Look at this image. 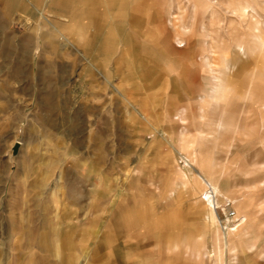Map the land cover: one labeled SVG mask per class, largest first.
<instances>
[{
  "label": "rangeland",
  "instance_id": "rangeland-1",
  "mask_svg": "<svg viewBox=\"0 0 264 264\" xmlns=\"http://www.w3.org/2000/svg\"><path fill=\"white\" fill-rule=\"evenodd\" d=\"M52 1L0 0V264H264V0Z\"/></svg>",
  "mask_w": 264,
  "mask_h": 264
},
{
  "label": "crops",
  "instance_id": "crops-1",
  "mask_svg": "<svg viewBox=\"0 0 264 264\" xmlns=\"http://www.w3.org/2000/svg\"><path fill=\"white\" fill-rule=\"evenodd\" d=\"M55 1L56 0H53L52 2H55ZM213 60H215V58H213ZM228 60L229 59H221V60H219V63L221 61V64H223L221 66H224L226 63H228ZM233 63H234V65L237 66V71L239 74L241 72L245 71L246 69H248V67L253 64L255 67V70H256L254 72V75H256L255 78L259 82H261V81L264 82V71L260 70V69H264V57H262L261 59H258V60H254L252 63H250V57H246L244 59V61L235 60ZM16 71L21 73L20 69L16 70ZM14 79H16V78L10 77V78H6V79H0V86L2 85V83L16 82L15 84H19V83L22 84L24 82L23 79H21V80H18V79L14 80ZM243 86L244 85H239L238 91H240ZM12 87H13V85H12ZM177 89H178L177 87L174 88V91L176 93L178 91ZM15 90L21 91L20 97H23V95L27 96V88H25V85H22L20 90H17V89H15ZM246 93L250 94V100H249L248 106L255 108V111H256V114L254 115V119L252 120V123L256 127V133H255L256 135L255 136L257 139L259 138L260 140H264V87L258 86L256 83H254V84L249 85L247 87ZM225 95H227V94H225ZM219 100H222V97H220ZM249 119L250 118L248 117L246 120L249 121ZM122 260L123 259L119 260L118 263L124 264L125 261H122ZM127 264H129V263H127Z\"/></svg>",
  "mask_w": 264,
  "mask_h": 264
},
{
  "label": "built area",
  "instance_id": "built-area-1",
  "mask_svg": "<svg viewBox=\"0 0 264 264\" xmlns=\"http://www.w3.org/2000/svg\"><path fill=\"white\" fill-rule=\"evenodd\" d=\"M205 196L207 197V198L204 197V200H205L206 202L208 201V202H210V203H212V204H213V201H214V203L216 202V197H215V195L213 194V191H212L211 189H208V190H207ZM216 208H218V207H216ZM223 212H225L224 215H225V217H226L227 219H233L234 216H235V213H234V211H233V209H232V206H231V204H230L229 202H227V203L225 204V211H223Z\"/></svg>",
  "mask_w": 264,
  "mask_h": 264
},
{
  "label": "water",
  "instance_id": "water-1",
  "mask_svg": "<svg viewBox=\"0 0 264 264\" xmlns=\"http://www.w3.org/2000/svg\"><path fill=\"white\" fill-rule=\"evenodd\" d=\"M19 146H20V144H19V143H16V144L14 145V147L12 148V154H13L14 156L17 155L18 150H19Z\"/></svg>",
  "mask_w": 264,
  "mask_h": 264
},
{
  "label": "bare ground",
  "instance_id": "bare-ground-1",
  "mask_svg": "<svg viewBox=\"0 0 264 264\" xmlns=\"http://www.w3.org/2000/svg\"><path fill=\"white\" fill-rule=\"evenodd\" d=\"M179 47H183V45L182 46H179ZM221 72V71H220ZM223 92H225V91H223ZM221 97V96H220ZM203 180V179H202ZM216 189V188H215ZM206 195V193L204 194V196ZM205 198H207L206 196H205ZM203 200H204V198H203ZM205 201V200H204ZM207 206H209L210 208H211V205H212V203H208V201H207V203H205ZM212 209V208H211ZM215 211V210H214ZM211 213L213 214V216L215 215L214 214V212H213V210L211 211ZM214 219H215V216H214Z\"/></svg>",
  "mask_w": 264,
  "mask_h": 264
}]
</instances>
